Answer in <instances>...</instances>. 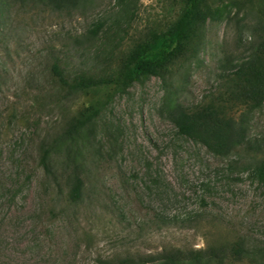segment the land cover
<instances>
[{
	"label": "rangeland",
	"instance_id": "374dc122",
	"mask_svg": "<svg viewBox=\"0 0 264 264\" xmlns=\"http://www.w3.org/2000/svg\"><path fill=\"white\" fill-rule=\"evenodd\" d=\"M127 1L53 12L41 0H0V264H117L166 247L240 240L248 256L218 264H259L264 183L244 169L249 154L216 156L181 136L167 113L213 100L223 89L217 78L224 57L237 62L246 54L251 28L228 24L235 0L208 1L214 13L202 49L163 77L149 76L124 93L98 88L75 96L53 80L52 53H62L68 78L110 53L116 72L184 6L132 0V16ZM239 1L264 10L263 0ZM98 22L105 29L97 46L74 49V38ZM98 101L99 116L66 137L71 117ZM245 121L248 139L264 138V104ZM76 177L84 184L78 199L71 192Z\"/></svg>",
	"mask_w": 264,
	"mask_h": 264
},
{
	"label": "trees",
	"instance_id": "16d2710c",
	"mask_svg": "<svg viewBox=\"0 0 264 264\" xmlns=\"http://www.w3.org/2000/svg\"><path fill=\"white\" fill-rule=\"evenodd\" d=\"M209 0H184V6L177 19L161 33H150L122 62L121 67L113 71V54L100 63V56L94 57V66L82 68L77 74L68 78L65 75L66 64L62 53H52L51 74L53 80L73 96L88 93L98 88H111L116 94L124 93L135 83L149 76L163 77L179 59L194 58L205 43L206 26L213 17L214 11L208 7ZM236 1L237 11L228 20V24L244 32L251 28L247 38L246 54L237 62L232 56H225L222 69L218 75L219 84L223 86L218 93L226 92L220 97L190 109L177 104L170 109L168 119L177 128L178 133L205 146L219 157H227L235 153L249 154L250 161L244 169H250L261 183H264V138L250 140L247 136L245 118L264 104V10H256L250 3ZM264 1V0H263ZM53 12L77 10L92 6L93 0H41ZM132 0L127 1L126 13L136 12ZM256 13L255 18L250 14ZM252 20V22L250 21ZM252 24V25H251ZM105 29L104 22L94 24L81 36L74 38L73 48L88 50L97 46ZM102 34V35H101ZM248 53V54H247ZM230 68L233 71H230ZM66 99V97H63ZM103 107L100 101L80 110L71 117L66 130V137L86 128L96 119ZM241 113L237 115V112ZM50 151L45 150L43 161L46 163ZM263 154V157L260 155ZM238 164V163H236ZM50 171V168H49ZM83 181L76 177L72 188V196L78 199L82 195ZM249 252L243 241L210 245L206 249H182L166 247L155 256H147L140 260L123 259L117 264H212L221 263L228 258L237 261L248 256ZM259 264H264V253L260 255Z\"/></svg>",
	"mask_w": 264,
	"mask_h": 264
}]
</instances>
